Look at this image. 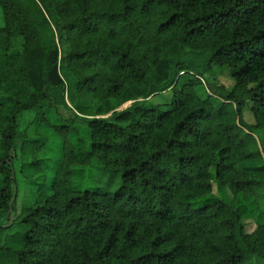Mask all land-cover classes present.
<instances>
[{
  "label": "trees",
  "instance_id": "16d2710c",
  "mask_svg": "<svg viewBox=\"0 0 264 264\" xmlns=\"http://www.w3.org/2000/svg\"><path fill=\"white\" fill-rule=\"evenodd\" d=\"M0 8V264L264 260V222L247 233L214 197L216 187L255 201L264 194V180L245 169L263 161L264 140L243 116L264 111V0ZM225 68L232 92L202 80ZM181 73L194 82L177 89ZM166 92L172 108L161 110L151 102ZM25 112L36 127H21ZM42 127L63 141L50 196ZM92 163L103 171L96 186L75 191L73 168Z\"/></svg>",
  "mask_w": 264,
  "mask_h": 264
},
{
  "label": "rangeland",
  "instance_id": "374dc122",
  "mask_svg": "<svg viewBox=\"0 0 264 264\" xmlns=\"http://www.w3.org/2000/svg\"><path fill=\"white\" fill-rule=\"evenodd\" d=\"M3 26V11L0 8V28ZM24 44V40L20 39L18 40V43L14 45ZM66 49L67 47L63 48L64 53L66 52ZM202 80L205 83H208V81H210L215 85L224 87L225 90L229 93L232 92L235 87V80L231 75V70L228 68L215 69ZM192 82H194L193 76L187 73H181L176 77L177 89H181L182 86ZM169 99H171V93L166 92L164 94H159L153 97L151 103H160L161 110H169L172 108L170 102L166 101ZM131 105L132 104L129 103L128 105L121 107L118 111H123L129 108ZM33 114L34 113L32 112L23 113V115L21 116L22 119H20L21 127L27 129V127L37 126L39 120L38 117L36 122L32 123L33 125L31 126ZM243 116L248 125L258 129V133L256 132L258 139L264 140V111L254 113L251 110L246 109L243 113ZM48 122L52 125L62 124L58 118L51 116L48 117ZM38 133L48 138V144L44 148L41 155V163L42 169L48 174V182L45 190L48 196H50L51 184L61 162L63 141L50 128L42 127L38 130ZM245 167L246 170L251 172L253 177L258 180H264V159L263 161L258 162L254 165H248ZM102 173L103 171L101 169V166H99L97 163H92L89 166H75L73 168L72 178L73 189L75 191L82 192L94 189L97 181L102 176ZM214 197H220L225 201V203L231 205V207L234 208L237 214L242 218L247 233H252L256 229V221L264 222V194L259 198L258 201H255L252 196L244 197L240 195L238 197H234V195L228 189H219L216 187L214 190ZM247 264H264V260L250 259L247 261Z\"/></svg>",
  "mask_w": 264,
  "mask_h": 264
},
{
  "label": "water",
  "instance_id": "95a60500",
  "mask_svg": "<svg viewBox=\"0 0 264 264\" xmlns=\"http://www.w3.org/2000/svg\"><path fill=\"white\" fill-rule=\"evenodd\" d=\"M131 104H133V103H131ZM111 115H112V114H110L109 116L104 117V118H108V117H110ZM16 194H17V189L15 188V195H14V198H13V201H12V202L15 201V199H16ZM13 221H14V215H13V212L11 211V224L13 223Z\"/></svg>",
  "mask_w": 264,
  "mask_h": 264
}]
</instances>
